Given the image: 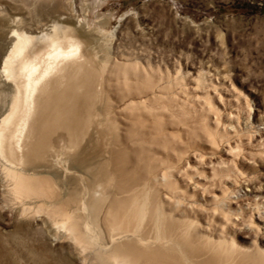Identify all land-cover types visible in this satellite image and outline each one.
<instances>
[{"label": "bare ground", "instance_id": "1", "mask_svg": "<svg viewBox=\"0 0 264 264\" xmlns=\"http://www.w3.org/2000/svg\"><path fill=\"white\" fill-rule=\"evenodd\" d=\"M48 23L0 14V264H264V220L233 211L242 174L204 165L238 159L216 106L233 88Z\"/></svg>", "mask_w": 264, "mask_h": 264}, {"label": "rangeland", "instance_id": "2", "mask_svg": "<svg viewBox=\"0 0 264 264\" xmlns=\"http://www.w3.org/2000/svg\"><path fill=\"white\" fill-rule=\"evenodd\" d=\"M0 14L6 21L14 15L26 34L62 15L97 34L116 61L148 62L172 76L179 70L191 86L222 79L234 92L222 94L218 121L228 129L223 145L238 148V159L217 155L204 165L216 173L238 170L237 194L246 198L233 211L264 220V0H0ZM257 243L264 251V229Z\"/></svg>", "mask_w": 264, "mask_h": 264}]
</instances>
